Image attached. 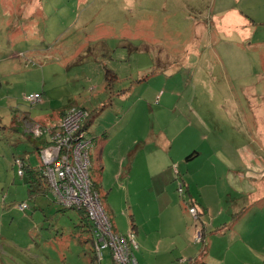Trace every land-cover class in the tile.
<instances>
[{"label":"rangeland","instance_id":"obj_1","mask_svg":"<svg viewBox=\"0 0 264 264\" xmlns=\"http://www.w3.org/2000/svg\"><path fill=\"white\" fill-rule=\"evenodd\" d=\"M106 69L116 74L110 85ZM31 93L40 98L31 103ZM71 105L91 112L89 138L106 136L102 180L92 144L88 171L113 230L123 234L130 217L158 208L143 152L131 174L123 170L127 149L138 137L181 129L174 156L177 148L200 154L171 164L174 196L167 199L170 208L181 203L183 217L169 231L194 226L198 243L202 214H188L191 201L176 187L178 180L224 182L230 165L211 155L209 142L244 177L264 173V0H0V264L111 262L93 260L79 211L63 207L51 190L31 192L27 170L20 175L15 164L41 163L17 120L27 115L50 126Z\"/></svg>","mask_w":264,"mask_h":264},{"label":"crops","instance_id":"obj_2","mask_svg":"<svg viewBox=\"0 0 264 264\" xmlns=\"http://www.w3.org/2000/svg\"><path fill=\"white\" fill-rule=\"evenodd\" d=\"M180 133L181 129L176 128L168 133L161 131L159 135L153 137H138L126 151L128 161L123 163L125 165L123 170L129 174L137 163L139 154L143 152L144 160L141 164L146 169L148 186L153 193L154 201L158 202V208L150 216L141 215L139 218L135 216L134 220L130 217V230L135 235L137 243L135 252L133 251L137 264H175L171 260L168 261L172 256L177 259L178 264H264V236H255L264 234V229H261L264 224V173L259 176L244 177L238 173L234 163L224 155L222 150L211 142H209L211 155L219 162L222 160V163L226 162L228 166L230 165L221 186L218 185L220 176L210 181L204 179L202 182L192 179L194 183L187 184L184 180L182 182L178 180L184 187V198L189 197L192 206H196L202 214L203 227L205 226L204 237H202L204 240L194 243V226L188 230L189 227L183 223L175 233L169 231V223L176 220L180 222L183 217V212L178 208L180 202L176 201V197V204L171 208L169 205L168 199L174 196L173 188L175 187L173 183H170L171 164L174 161L178 164L181 160L190 161L200 154L197 149L187 148L188 152L182 153L183 149L177 148L176 157L174 156L173 145ZM92 138L90 147L91 144L95 145L98 152V155L96 153L94 155L102 165L100 175L102 180V172L105 168L103 154L107 145L106 136L97 137L96 135ZM153 139L155 144H151ZM148 145L151 149H148ZM260 149L262 150V147ZM119 161L122 162V159ZM127 177L130 178V175ZM93 183L95 185V182ZM169 186L172 188V195H169V190L167 191ZM97 191L99 192L98 187ZM226 195H229V198L226 199ZM170 202L173 201L170 200ZM188 214L190 215L189 212ZM78 216L82 222V214L79 213ZM169 217L170 220H168ZM220 219L222 220L219 221ZM164 228L167 232L163 231ZM214 228L216 230L211 231ZM186 232L188 234L185 237ZM166 235H171L172 239L161 243ZM155 239H157L156 243ZM90 249L93 254L92 244ZM167 255L169 257L166 262H158L159 258ZM108 257L110 258L109 251H103L100 261H97L94 255L93 260L100 263L103 259L107 261ZM110 264H113L112 260Z\"/></svg>","mask_w":264,"mask_h":264},{"label":"built area","instance_id":"obj_3","mask_svg":"<svg viewBox=\"0 0 264 264\" xmlns=\"http://www.w3.org/2000/svg\"><path fill=\"white\" fill-rule=\"evenodd\" d=\"M40 98L38 93H31L27 99L31 103ZM89 112L81 107L69 108L57 124L43 126L36 121H28L26 130L34 136H48L50 144L39 152L42 173L47 179L49 188L55 200L65 208L83 209L93 224L92 247L97 261L102 259V252L109 251L113 264H137L133 250L137 247L131 230L121 234L113 230V223L105 211L99 192L94 189L89 176L88 149L91 138L83 128ZM18 174L24 173V163L21 158H15ZM179 194L184 187L179 183ZM20 209L26 207L19 204ZM188 212L194 219L198 217L196 206H189ZM195 240L202 242L201 232L195 235Z\"/></svg>","mask_w":264,"mask_h":264},{"label":"trees","instance_id":"obj_4","mask_svg":"<svg viewBox=\"0 0 264 264\" xmlns=\"http://www.w3.org/2000/svg\"><path fill=\"white\" fill-rule=\"evenodd\" d=\"M110 76L116 78V74L115 73H113L109 69H106L105 81H106L107 85H110V82H111ZM71 107H79V106H77V105H71V106H69V107H67L65 109H61L59 111V115H60L59 117H60V119L64 116V114L66 113V111L69 108H71ZM81 108H83V107H81ZM83 109H85V108H83ZM90 116H91V112H89V117ZM22 117H23L22 119H18L17 120V122L19 124V127H21L20 129L23 131V133L27 134L29 136V138H31L36 143V145H35L36 152H37V154H39L40 150L42 148L46 147L51 142H50L48 136H46V135H44V136L43 135L42 136H34V135L28 133L27 130H26V123L28 121H34V120H31L30 118L28 119L27 115H23ZM89 117H88V119L86 121H84V124L82 126L83 128H85L86 131H87V126L89 124V121H88L89 120ZM92 140H93V138H91V141ZM24 169L27 170L28 175H29V177L31 179L30 185H34L35 186V188L33 190L30 188V191L31 192H40V191L43 192L44 189L45 190H47V189L50 190L49 185H48V182H47V179L44 176V174L42 173L41 164H39V166L37 168L28 167V165L25 164L24 165ZM93 185H94V183H93ZM94 189L97 190V184L96 183L94 185ZM77 210L79 211L80 214H82V220H81L82 222L81 223L83 225H86L87 228L90 231L93 230V224L90 221V219H88V216L86 215L85 211L83 209H77ZM79 226H82V225H79ZM90 240H91V244H92L93 238L91 237Z\"/></svg>","mask_w":264,"mask_h":264}]
</instances>
